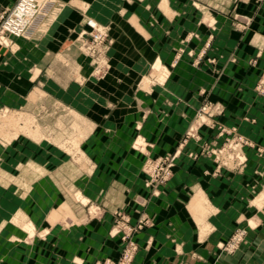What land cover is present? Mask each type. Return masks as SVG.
<instances>
[{
  "label": "rangeland",
  "instance_id": "obj_1",
  "mask_svg": "<svg viewBox=\"0 0 264 264\" xmlns=\"http://www.w3.org/2000/svg\"><path fill=\"white\" fill-rule=\"evenodd\" d=\"M251 2L255 3L258 15L264 0H235L232 9L225 6L218 10L231 20L234 31L244 34L250 32L253 17L238 13L236 4ZM66 4L48 0L44 16L33 32L21 38L24 47L33 52L27 88H8L5 70L10 64L5 57L0 58V260L14 258L18 251H30L38 260L40 253L47 251L50 260L55 254L57 237L68 234L64 228L69 221L102 222L106 211L111 210L112 221L107 234L119 240V255L117 259L104 258L93 264H132L138 250L134 237L153 227L154 219L141 211L132 220L124 205L110 208L109 197L114 187L106 184L109 173L105 166L109 159L104 149L122 145L123 141L129 151L138 154L140 161L138 173L142 184L137 195L139 199L132 202L141 207L159 197L175 176L176 168L188 161L198 167L208 162L211 167H201L202 174L232 177L236 180L234 188L246 206L252 201L255 209L264 207V28L256 27L263 31L261 40L249 41L244 46L246 42L239 39L229 51L218 56L209 55L211 38L202 43L193 42L197 36L188 33L181 38L170 68L160 61L149 67L137 87L150 94L148 87L164 83L169 70L183 58L195 68L216 66L222 56L233 66L242 62L232 96L241 100L244 112H247V104L250 110L256 111L255 115L250 112L249 117H240L239 121L225 120L226 107L210 100L206 91L201 90L200 103L176 147L171 152L154 154L150 138L141 133L127 139L115 132L105 136L104 133L109 132L102 124L89 121L78 106H73V93L78 92L72 90L73 83L81 88L89 80L99 82L108 75L111 69L109 53L114 40L109 34V25L89 17L88 6L78 3L74 7L81 13L80 24L85 29L72 39L68 38L57 52H48L46 43L52 40ZM89 20L97 23L96 29L102 33L100 40H94L98 32L87 25ZM6 40H0V49L8 53H17L18 48H23L13 39ZM247 47L251 48L249 53L244 51ZM39 55L46 56L43 66L39 65ZM81 60L90 67L85 78L79 74ZM19 69L21 65H17ZM222 74L223 71H217L218 77ZM135 127L140 131V123ZM243 189L248 190L250 196H243ZM107 194L110 195L108 200L105 199ZM202 195L199 191L201 203L192 202L193 212L201 208V204L205 209L210 207ZM139 222L142 228L134 231L129 240H123L127 228ZM245 222L244 227V220L239 221L229 236L217 244L222 253L233 255L245 243L246 226L257 225L253 219ZM127 250L129 254L124 258Z\"/></svg>",
  "mask_w": 264,
  "mask_h": 264
},
{
  "label": "crops",
  "instance_id": "obj_2",
  "mask_svg": "<svg viewBox=\"0 0 264 264\" xmlns=\"http://www.w3.org/2000/svg\"><path fill=\"white\" fill-rule=\"evenodd\" d=\"M16 1L0 0V11L10 9ZM60 1L67 4L52 40L46 43L48 52H57L68 38L72 39L85 29L80 24L82 16L75 4L85 3L89 17L110 27L109 34L114 43L109 53L111 69L108 75L99 82L89 80L81 88L72 84V90L78 91L76 94L72 91L73 106H78L89 121L102 124L109 132L104 133L105 136L115 132L127 139L141 133L150 138L154 154L171 152L200 103L201 90L206 91L210 100L226 107L225 120L239 121L249 117L250 112L255 115L256 111L250 110L249 104L246 105L247 112L241 110L244 104L232 96L242 62L233 66L227 64L223 56L216 66L200 68L191 66L186 58L181 59L169 70L164 83L148 87L150 94L144 93L137 84L155 61L170 68L181 38L188 33L197 36L193 42L202 43L211 38V56L229 51L239 39L246 42L244 46L249 41L261 40L263 31L256 27L264 28V15L260 14L264 12V5L257 15L255 3L236 4L238 13L253 17L250 32L240 34L231 27V20L218 10L225 6L232 9L235 0H226V3L224 0ZM13 41L23 47L18 48L17 53L0 49V58L5 57L10 64L5 70L8 88H27L33 52L24 47L21 38ZM250 49H244L245 53ZM44 58L45 55H39L40 66L44 65ZM80 63L79 74L85 78L90 67L83 60ZM16 64L21 65V69L17 70ZM218 70L224 75L218 77ZM136 123H140V131L135 127ZM125 142L104 149L105 157L109 159L105 166L109 173L106 184L114 187L111 196L107 194L105 199L110 196V208L124 205L132 220L141 211L154 219L153 227L134 237L138 250L132 264H264V207L255 209L252 201L246 206L234 188L235 179L205 176L200 168L209 169L208 162L201 167L190 161L184 162L176 168L175 176L163 193L141 207L132 202L139 199L137 195L142 184L138 173L140 161L138 154L129 151ZM199 191L208 200L210 209L201 204V208L193 212L192 202L202 201ZM242 191L243 196H250L248 190ZM111 213V210L106 211L102 222L69 221L64 228L68 234L57 237L55 254L50 260L47 251L40 253L39 260L30 251H18L14 258L1 259L0 264H42L44 261L46 264H93L104 258L117 259L119 240L107 234ZM250 219L257 225L246 226L245 243L233 255L222 253L217 244L229 236L239 221L244 220L245 227V220L248 223Z\"/></svg>",
  "mask_w": 264,
  "mask_h": 264
},
{
  "label": "built area",
  "instance_id": "obj_3",
  "mask_svg": "<svg viewBox=\"0 0 264 264\" xmlns=\"http://www.w3.org/2000/svg\"><path fill=\"white\" fill-rule=\"evenodd\" d=\"M48 0L39 2L38 0H17L13 7L0 13V40L25 38L30 36L36 27L37 22L44 16ZM87 25L96 29L97 23L89 20ZM100 32L96 33L94 40H100ZM142 223L130 225L123 236V240H129L130 235L142 228ZM132 242V241H131ZM129 243L132 246V243ZM130 249V248H129ZM130 250L124 253V258L128 256Z\"/></svg>",
  "mask_w": 264,
  "mask_h": 264
}]
</instances>
